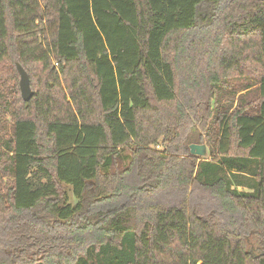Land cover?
<instances>
[{
	"label": "trees",
	"instance_id": "trees-1",
	"mask_svg": "<svg viewBox=\"0 0 264 264\" xmlns=\"http://www.w3.org/2000/svg\"><path fill=\"white\" fill-rule=\"evenodd\" d=\"M0 264H264V0H0Z\"/></svg>",
	"mask_w": 264,
	"mask_h": 264
},
{
	"label": "water",
	"instance_id": "water-1",
	"mask_svg": "<svg viewBox=\"0 0 264 264\" xmlns=\"http://www.w3.org/2000/svg\"><path fill=\"white\" fill-rule=\"evenodd\" d=\"M16 68L19 73V89L21 97L24 101H29L33 95L29 76L21 64L16 63ZM189 151L194 155L205 156L207 154V147L205 144L191 143L189 144Z\"/></svg>",
	"mask_w": 264,
	"mask_h": 264
},
{
	"label": "rangeland",
	"instance_id": "rangeland-1",
	"mask_svg": "<svg viewBox=\"0 0 264 264\" xmlns=\"http://www.w3.org/2000/svg\"><path fill=\"white\" fill-rule=\"evenodd\" d=\"M210 9H211V3H209V2L201 3L198 6V9H197V11H198V13H197V22H196L198 26H200V27L206 26L207 21L205 20V17H206V14H207L208 10H210ZM198 144H204V143H198ZM207 154H208V150H207ZM170 197H171L170 195H166V199L167 200L170 199ZM172 198H173V196L171 197V199ZM194 201H195V199H194ZM248 240H249L250 244L253 241L249 237H248Z\"/></svg>",
	"mask_w": 264,
	"mask_h": 264
}]
</instances>
